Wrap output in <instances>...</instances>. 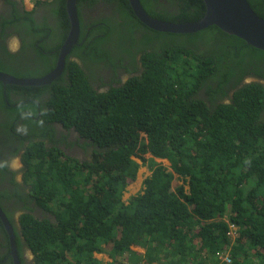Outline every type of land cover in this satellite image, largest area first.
Returning a JSON list of instances; mask_svg holds the SVG:
<instances>
[{"label":"trees","instance_id":"1","mask_svg":"<svg viewBox=\"0 0 264 264\" xmlns=\"http://www.w3.org/2000/svg\"><path fill=\"white\" fill-rule=\"evenodd\" d=\"M6 1L1 36L19 22L25 36L19 52L1 39L0 72L42 78L70 31L67 0H50L52 22L40 23L23 0ZM247 1L264 19V0ZM140 2L173 24L206 14L204 0ZM77 9L80 38L60 79L0 82V206L21 264H103L100 254L109 264H221L225 250L230 264H264V51L216 26L154 31L128 0ZM26 47L44 68L29 70ZM141 166L151 176L126 204ZM174 174L183 185L173 188ZM0 264H14L1 220Z\"/></svg>","mask_w":264,"mask_h":264},{"label":"water","instance_id":"2","mask_svg":"<svg viewBox=\"0 0 264 264\" xmlns=\"http://www.w3.org/2000/svg\"><path fill=\"white\" fill-rule=\"evenodd\" d=\"M78 0H67V13L70 20V31L60 49L55 69L42 78L19 79L0 72V82L5 86L44 87L60 79L67 65V58L80 38V21L77 10ZM137 19L148 28L172 34H195L216 26L228 35L245 41L248 45L264 51V19L260 18L247 0H204L206 14L198 22L173 24L152 18L145 11L140 0H128ZM0 220L8 234L11 256L14 264H21L15 231L7 215L0 206Z\"/></svg>","mask_w":264,"mask_h":264},{"label":"rangeland","instance_id":"3","mask_svg":"<svg viewBox=\"0 0 264 264\" xmlns=\"http://www.w3.org/2000/svg\"><path fill=\"white\" fill-rule=\"evenodd\" d=\"M28 1H30V0H28ZM31 69L32 68H29V70H31ZM29 74L30 75H34L35 73L29 72ZM76 138L77 137L74 136V137L71 138V140L75 141ZM80 146H81L80 148H77L78 152H81V150H82L84 145L80 142ZM12 160H13L12 167L15 169L16 172H18L17 173V175L19 174L18 181L21 182L22 181V175H20V174H21V171L23 172L24 166H23V164L21 163V161L18 158L12 159ZM163 165L166 166V167H169L166 161L163 162ZM168 170L171 172L170 168ZM150 176H151V172L149 171V169L147 167H145V166H141L140 170L138 171L136 181L127 188V191L125 192V195L123 197V201L126 204H128V200L130 199V197L136 196L139 193L142 194L144 192V190H145L144 180L146 178H149ZM174 177L175 178H174V181H173V188L174 187L176 188L178 186L183 185V181L179 178V176L177 174H174ZM185 188H186V190H188V186H185ZM231 239L234 240L235 237L231 236ZM26 254H27V256H26L27 261H32L33 255H32L31 251L28 248H27ZM103 263L106 264V261H104Z\"/></svg>","mask_w":264,"mask_h":264},{"label":"flooded vegetation","instance_id":"4","mask_svg":"<svg viewBox=\"0 0 264 264\" xmlns=\"http://www.w3.org/2000/svg\"><path fill=\"white\" fill-rule=\"evenodd\" d=\"M54 9H55V7H51V6H48V5H45V6H38L36 9H35V13H34V17H35V20L38 22V23H40V22H44V21H50V22H52V19H50L51 18V14H52V11H54ZM6 11V10H5ZM25 11V10H24ZM19 26H20V28H21V32H22V35L20 36V33L19 32H17L16 30H15V28L16 27H18V29H19ZM19 31V30H18ZM8 32H10V33H13V35H15L19 40V48L17 49V51L19 52V51H21L22 50V48L21 47H23L22 46V38H24V32H23V28H22V23H17V25H15V26H11L10 25V27H9V30H8ZM26 40L25 41H27V44H28V42L30 43L31 42V39H29L28 37H26L25 38ZM1 46H4V43L0 40V47ZM39 46V45H38ZM7 47H8V49L10 50V47H9V43H7ZM11 51V50H10ZM16 51V52H17ZM25 52L28 54V55H30V57H31V59H29L28 60V67L29 68H33L34 67V61H37V63L35 64V66L36 67H39V68H44L45 67V63H46V59L47 58H42V57H40L39 58V56H37V53H36V51L33 49V48H31V47H26V49H25ZM26 53H24L25 55H26ZM59 57V56H58ZM70 60H72V61H77V62H79V60L77 59V58H75V57H70L69 58ZM57 61H58V59H57ZM80 63V62H79ZM56 65H57V62H56ZM253 80H257V79H251V81H253ZM260 82H262L263 84H264V82H263V80H260ZM1 137H3L2 135H0ZM16 158H18V156L17 157H15L14 159H16ZM5 162H8L9 163V161L8 160H5ZM27 251V250H26ZM26 251H24V253H26ZM25 259H26V256H25ZM27 260V259H26Z\"/></svg>","mask_w":264,"mask_h":264},{"label":"crops","instance_id":"5","mask_svg":"<svg viewBox=\"0 0 264 264\" xmlns=\"http://www.w3.org/2000/svg\"><path fill=\"white\" fill-rule=\"evenodd\" d=\"M7 1L6 0H0V40H5L6 43H9L10 50L12 52H16L17 49L19 48V39L15 36L12 35L10 32H7L5 34V37L1 36V30H3L2 25H3V20L1 19V14L7 10ZM23 8L26 12H31L34 9V4H32L28 0H23ZM142 250V249H141ZM143 252V250H142Z\"/></svg>","mask_w":264,"mask_h":264},{"label":"clouds","instance_id":"6","mask_svg":"<svg viewBox=\"0 0 264 264\" xmlns=\"http://www.w3.org/2000/svg\"><path fill=\"white\" fill-rule=\"evenodd\" d=\"M30 2L32 3V4H34V9H33V11H31V12H34L35 13V9L39 6L38 4H41V3H43V2H47L48 4H46V5H48V6H51V7H53L52 6V2L50 1V0H30ZM78 2V1H77ZM45 6V5H44ZM78 10V9H77ZM112 12V10L110 9V8H107V7H102V9L101 10H98L96 13L97 14H101V13H105V14H107V12ZM26 12V11H25ZM79 17V16H78ZM158 20V19H157ZM161 21V20H160ZM58 62V61H57ZM48 75V74H47ZM46 76V75H45ZM12 162H13V160H11ZM10 162V161H9ZM12 162L10 163V168L12 169V170H14L15 171V169L12 167ZM5 184H6V182H5ZM2 186H5V185H2ZM2 208V207H1ZM6 214V213H5ZM9 219V218H8ZM16 219L18 220V215L16 216ZM10 221V220H9ZM232 229L233 230H236V228H234V227H232ZM223 253V255H225V257H224V260L222 261V263L221 264H230V254H229V251H223L222 252ZM221 257V256H220ZM98 259L99 260H101L102 262H104V261H106V264H109L110 262H111V260L109 259V255L108 254H100L99 256H98ZM104 264V263H103Z\"/></svg>","mask_w":264,"mask_h":264}]
</instances>
